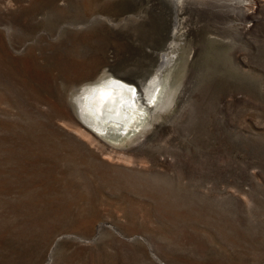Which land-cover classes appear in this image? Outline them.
Returning a JSON list of instances; mask_svg holds the SVG:
<instances>
[{
    "label": "rangeland",
    "instance_id": "rangeland-1",
    "mask_svg": "<svg viewBox=\"0 0 264 264\" xmlns=\"http://www.w3.org/2000/svg\"><path fill=\"white\" fill-rule=\"evenodd\" d=\"M171 3L0 0V264H264V0ZM176 22L154 102L90 129Z\"/></svg>",
    "mask_w": 264,
    "mask_h": 264
},
{
    "label": "bare ground",
    "instance_id": "bare-ground-1",
    "mask_svg": "<svg viewBox=\"0 0 264 264\" xmlns=\"http://www.w3.org/2000/svg\"><path fill=\"white\" fill-rule=\"evenodd\" d=\"M160 1H163L167 7H171L170 3L172 2V7H174V13L172 14L179 17L182 11L180 8L183 0ZM182 28L176 22L175 28H172L168 33L166 30L163 32V37L169 35L166 36V39L169 38L168 41L170 43L165 40L164 42L168 44L165 43L161 50H146L143 52V54L147 55L148 59H154L161 64L157 65L158 69H156V72H153L155 74L147 81L143 82L135 78L125 77L123 79L126 82L121 80L122 78H116L109 74L100 81L88 86L87 90L80 95L78 104L80 118L90 129L100 134H105L109 128L118 133L122 132L130 124L134 117V112L138 110L139 106L141 107L142 103L144 104V101L147 103L154 102L155 95L157 96L158 90L161 88L158 87L160 86L162 73L164 72L161 71L163 70L162 66L171 61L172 53L177 50V41Z\"/></svg>",
    "mask_w": 264,
    "mask_h": 264
}]
</instances>
